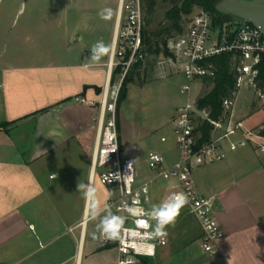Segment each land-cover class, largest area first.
<instances>
[{
	"label": "crops",
	"instance_id": "1",
	"mask_svg": "<svg viewBox=\"0 0 264 264\" xmlns=\"http://www.w3.org/2000/svg\"><path fill=\"white\" fill-rule=\"evenodd\" d=\"M28 2L0 0V264H116V248L103 243L99 218L90 217L77 189L78 181L91 183L102 208L117 193L93 175L99 108L75 100L100 101L110 51L95 63L91 48L29 62L38 49L44 55L45 26L60 31L62 20L20 16L16 24ZM119 2L112 7L117 18ZM121 143L124 151L122 135ZM226 153L193 171L197 191L215 199L225 264H264V149L252 144ZM163 157L169 166L179 151ZM156 186L166 190L161 181ZM193 229L201 240L199 225Z\"/></svg>",
	"mask_w": 264,
	"mask_h": 264
},
{
	"label": "built area",
	"instance_id": "2",
	"mask_svg": "<svg viewBox=\"0 0 264 264\" xmlns=\"http://www.w3.org/2000/svg\"><path fill=\"white\" fill-rule=\"evenodd\" d=\"M144 29L143 0H120L102 97L98 102L84 97L75 98L79 103L99 108L98 133L92 158L93 175L101 184L116 189L117 193L111 197L108 207L113 213L126 217L125 230L118 240H105L100 235L101 239L103 243L116 248V264L124 261L127 264H144L143 257H155L158 249L169 242L168 230L166 238L149 240L145 228L136 223L137 218L129 215L125 206H132L133 201H138L136 207L146 212L150 210L155 205L151 197L152 188L161 181L169 195L172 192H183L188 196V203L181 210H186L196 219L201 229L204 255L212 264H225L219 245L224 233L215 215V199L213 196L199 194L193 171L227 156L222 142L224 139H228L230 150L245 146L247 141H254L250 132L246 139H233L244 131V125L241 121L232 123V112L243 86L252 89L260 106L264 108V83L260 85L257 81L260 65L264 61V33L251 22L225 20L219 24L210 12L198 9L192 13L182 31L167 38L158 67L164 73H177L185 78L180 87L184 101L177 106L172 118L179 159L165 166L163 155L151 151L147 162L154 175L139 182L138 161L135 157L127 156L122 148L118 100L125 77L147 54ZM224 53L232 54L237 90L234 97L223 100V117L213 120L210 112L199 106V98L193 99L192 92L195 82L202 84L205 79L216 76L217 66L212 59ZM119 68L117 79L113 81L114 71ZM200 120L211 122L213 131L224 129L225 132L208 142L200 143ZM161 141L167 142L168 139L163 136ZM150 223L154 224V221ZM151 246H154V254H149Z\"/></svg>",
	"mask_w": 264,
	"mask_h": 264
},
{
	"label": "rangeland",
	"instance_id": "3",
	"mask_svg": "<svg viewBox=\"0 0 264 264\" xmlns=\"http://www.w3.org/2000/svg\"><path fill=\"white\" fill-rule=\"evenodd\" d=\"M116 4L117 0H29L16 24L20 16L21 19L59 17L62 20L60 31L57 24L45 26L47 34L44 43L42 42L46 45L44 55L38 57L41 53L38 49L39 51H34L36 55H30L29 62L46 63L60 58L68 59L78 52V48L90 49L98 40H103L111 49L117 18L112 7ZM143 4L145 29L155 32L169 24L167 15L172 9L181 6L182 0H143ZM198 9L202 8L195 6L191 13L183 14L182 27L186 26L192 13ZM101 12H105L110 18L102 19ZM159 47L162 48L161 45ZM163 53V49L160 52L147 53L139 67L131 68L129 73L132 81L128 84L127 97L118 111L124 151L127 156L135 157L138 161L139 182L154 175L147 162L149 152L157 151L167 160L178 152L172 117L175 107L184 101L180 87L185 78L181 74H168L159 69L157 63ZM102 68H108V65ZM211 89L212 85L207 86L205 81L202 84L195 82L193 99H200ZM228 121L229 118L225 120L226 123ZM238 121L243 123L244 131L233 139H246L250 132L254 141H247L246 146L252 148V144H255L263 148L264 137L260 132L264 129V108L260 106L252 89L247 86L240 89L232 112V123ZM224 132V129L214 130L212 139ZM163 136L167 137V142L161 141ZM222 142L224 148L229 149L228 139ZM167 194L160 186H154L151 191L155 205L165 200ZM193 226L198 229L196 219L186 210H181L174 226L167 227L170 234L169 243L160 247L156 256L148 260V264H212L205 258L201 240L197 239L198 233H195Z\"/></svg>",
	"mask_w": 264,
	"mask_h": 264
},
{
	"label": "trees",
	"instance_id": "4",
	"mask_svg": "<svg viewBox=\"0 0 264 264\" xmlns=\"http://www.w3.org/2000/svg\"><path fill=\"white\" fill-rule=\"evenodd\" d=\"M218 0H182V4L179 7L172 9L167 18L169 24L163 27L162 29L150 32L144 29V43L146 46V52H160L161 49L164 50L167 38L173 34V31L180 32L183 30L181 21L183 14H189L193 11L194 7L202 8L210 12L215 20V22L221 24L225 20H232L231 16L220 13L215 4ZM162 46V48L159 47ZM148 46V47H147ZM212 61L217 66L216 76L213 78L205 79L207 86L212 85V89L206 92L199 99V106L202 109H207L210 112V117L213 120H219L224 115L223 100L227 97H234V92L236 88V73L233 68L232 54L224 53L219 56H216ZM142 61H138L133 68L139 67ZM120 71L116 69L113 75V81L116 80V77ZM132 81L130 73L125 77L120 96L118 100V111L122 102L127 97L128 84ZM260 85L264 83V61L260 65V75L257 79ZM97 90H99L97 88ZM12 122H7L4 126L10 125ZM264 125V123H263ZM214 126L211 122L206 120L199 121L198 131L200 132V143L208 142L212 139V132ZM260 135L264 137V129L260 132ZM150 257H143V262L148 264Z\"/></svg>",
	"mask_w": 264,
	"mask_h": 264
},
{
	"label": "clouds",
	"instance_id": "5",
	"mask_svg": "<svg viewBox=\"0 0 264 264\" xmlns=\"http://www.w3.org/2000/svg\"><path fill=\"white\" fill-rule=\"evenodd\" d=\"M108 11L110 12V10ZM100 15L102 19L110 18L105 12H101ZM109 51L110 46L103 40H98L91 46L89 60L94 63L99 62L104 56L109 54ZM77 189L82 192L89 204L90 217L93 220L99 218L96 228L100 235L105 240H118L125 230L126 217L113 213L107 206L102 208L96 195V188L91 183L84 184L78 181ZM187 203L188 196L185 193L172 192L165 200L158 205H153L147 212L142 208L136 207L138 201H133L132 206H125V210L129 215L137 218L136 223L139 226L145 228L147 238L155 240L167 237V227L174 226L181 209ZM102 212L104 213L103 215H101ZM150 221H154V224L150 223ZM149 254H154V246L150 247ZM122 264H127V261L122 262Z\"/></svg>",
	"mask_w": 264,
	"mask_h": 264
},
{
	"label": "water",
	"instance_id": "6",
	"mask_svg": "<svg viewBox=\"0 0 264 264\" xmlns=\"http://www.w3.org/2000/svg\"><path fill=\"white\" fill-rule=\"evenodd\" d=\"M215 7L233 21L251 22L264 33V0H218Z\"/></svg>",
	"mask_w": 264,
	"mask_h": 264
}]
</instances>
